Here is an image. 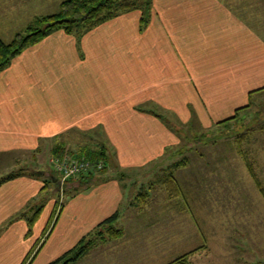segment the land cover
Instances as JSON below:
<instances>
[{
    "label": "crops",
    "instance_id": "0c3cea01",
    "mask_svg": "<svg viewBox=\"0 0 264 264\" xmlns=\"http://www.w3.org/2000/svg\"><path fill=\"white\" fill-rule=\"evenodd\" d=\"M62 1L0 0V40L9 43ZM252 2L150 0L143 29L140 10H131L80 34L55 30L0 70V164L16 163L0 172V264H50L118 213L120 180L180 143L174 115L209 128L263 90L264 0ZM44 151L50 163L65 152L102 153L109 172L87 180L56 216L54 201L36 199L46 182L20 159L43 161Z\"/></svg>",
    "mask_w": 264,
    "mask_h": 264
},
{
    "label": "rangeland",
    "instance_id": "374dc122",
    "mask_svg": "<svg viewBox=\"0 0 264 264\" xmlns=\"http://www.w3.org/2000/svg\"><path fill=\"white\" fill-rule=\"evenodd\" d=\"M169 125L180 143L165 160L120 180L126 191L118 218L94 231L90 259L82 264H264V90L225 123L202 128L174 115ZM45 151L43 161H36L42 155L25 164L20 159L22 167L32 165L24 172L46 182L36 199L40 206L54 201L57 216L89 186L81 179L56 185L59 175L50 176L56 171ZM1 158V174L16 166L15 157ZM104 163L103 171L91 168L81 176L100 182L109 172ZM41 165L48 176L40 175Z\"/></svg>",
    "mask_w": 264,
    "mask_h": 264
},
{
    "label": "trees",
    "instance_id": "16d2710c",
    "mask_svg": "<svg viewBox=\"0 0 264 264\" xmlns=\"http://www.w3.org/2000/svg\"><path fill=\"white\" fill-rule=\"evenodd\" d=\"M149 8L150 0H64L60 3L56 13L35 17L22 31L16 33L9 43H4L0 40V70L23 49L36 43L42 37L55 30H63L69 34H80L98 26L106 20L116 17L120 13L131 10H140L142 15L140 28L143 29L148 23ZM247 106L237 109L232 117L217 124L234 119L238 112ZM102 156V153L98 152L87 153V157L91 160H103ZM15 175L12 172L3 178V180L12 178ZM76 177L70 179H81L84 182L92 179V177L87 178V176L81 175ZM254 179L256 184L259 185L257 178L254 177ZM81 180H79V183ZM117 218L118 213L116 212L96 226L89 234L81 238L72 249L50 264H71L76 262L87 253L92 242V238L90 237H92L94 231L98 228L112 225Z\"/></svg>",
    "mask_w": 264,
    "mask_h": 264
},
{
    "label": "built area",
    "instance_id": "2783aa9c",
    "mask_svg": "<svg viewBox=\"0 0 264 264\" xmlns=\"http://www.w3.org/2000/svg\"><path fill=\"white\" fill-rule=\"evenodd\" d=\"M51 164L56 174L59 175L58 179L60 183H63L69 178L79 176L91 168L97 171L106 168L103 160L94 161L76 152H65L60 155H55L51 159Z\"/></svg>",
    "mask_w": 264,
    "mask_h": 264
},
{
    "label": "water",
    "instance_id": "95a60500",
    "mask_svg": "<svg viewBox=\"0 0 264 264\" xmlns=\"http://www.w3.org/2000/svg\"><path fill=\"white\" fill-rule=\"evenodd\" d=\"M55 180V179H54Z\"/></svg>",
    "mask_w": 264,
    "mask_h": 264
}]
</instances>
